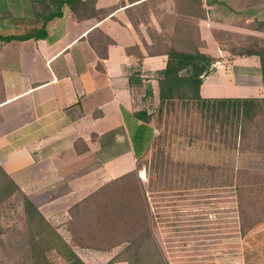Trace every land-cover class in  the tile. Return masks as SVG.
Wrapping results in <instances>:
<instances>
[{
    "label": "crops",
    "instance_id": "1",
    "mask_svg": "<svg viewBox=\"0 0 264 264\" xmlns=\"http://www.w3.org/2000/svg\"><path fill=\"white\" fill-rule=\"evenodd\" d=\"M142 1L150 0H94L92 14L83 18L64 5L48 21L46 38L0 40V165L85 264H107L126 244L101 250L76 243V206L136 168L123 109L150 114L160 102L168 55L150 54L152 36L130 19ZM174 1L191 10L182 15L194 26V47L216 59L201 95L264 97L258 56L264 0ZM11 3L0 0V7L8 10ZM7 16L2 35H21L30 26L16 29ZM149 18L161 33L152 11ZM212 77L240 93L218 90L207 82ZM124 155L133 157L132 165Z\"/></svg>",
    "mask_w": 264,
    "mask_h": 264
},
{
    "label": "rangeland",
    "instance_id": "2",
    "mask_svg": "<svg viewBox=\"0 0 264 264\" xmlns=\"http://www.w3.org/2000/svg\"><path fill=\"white\" fill-rule=\"evenodd\" d=\"M11 1L8 10L0 7V23L7 14L16 29L28 26L39 4L33 0ZM186 7H178L174 0H150L131 17L135 25L154 37L157 46L190 50L192 34L188 31L192 32L194 26L182 15L191 12ZM151 11L163 29L161 33L150 21ZM214 78L207 82L213 81L218 90L240 93L222 82L221 88ZM157 108L151 105L158 137L141 161V169L129 180L104 186L100 195L76 208L78 239L92 243L91 236H100L94 224L97 213L129 207L133 195L146 189L147 225L158 237L168 264H264V143L247 139L235 145L224 137L216 138L210 118L202 117L206 115L192 103L177 102L162 115ZM219 131L217 124L215 132ZM125 140L121 135L122 151L128 149ZM122 157L126 165L133 164V157ZM139 178L146 184L141 185ZM135 204L142 206L143 201L136 197ZM243 224L248 227L245 232ZM104 225L103 230L113 236L111 228L129 229L132 224L117 218L112 223L104 221ZM40 230L47 233L43 227ZM38 231L27 219L21 196L3 199L0 264H33L25 254L30 235ZM44 255L45 264H64L55 251H44Z\"/></svg>",
    "mask_w": 264,
    "mask_h": 264
},
{
    "label": "trees",
    "instance_id": "3",
    "mask_svg": "<svg viewBox=\"0 0 264 264\" xmlns=\"http://www.w3.org/2000/svg\"><path fill=\"white\" fill-rule=\"evenodd\" d=\"M38 10L34 12V19L30 21V26L21 35H2L1 41L25 40L29 38H46V26L48 21L58 17L62 13V6L68 5L78 18L90 16L94 0H38ZM147 6L146 2L136 5V9ZM133 13H130L132 19ZM194 29V28H193ZM193 31V30H191ZM193 35L192 32H189ZM192 35L190 37L192 41ZM152 36V35H151ZM154 44L148 47L150 54L163 52L168 55L166 67L160 72L159 95L160 102L157 112L162 115L165 110L175 105L177 102L192 103L196 109L211 120L210 128L217 137H224L225 140L234 143H244L247 139H254L264 143V97H203L200 88L204 77L211 72V67L216 59L211 55L200 52L196 46L193 49H182L176 46H157L152 36ZM105 44L111 39H105ZM107 54L105 53V56ZM260 58V72L264 85V50L258 52ZM124 120L132 140L136 168L119 178L104 185L119 184L124 180H129L132 175L141 169V161L148 154L155 143L158 134L154 125V113L147 111H136L129 113L123 109ZM162 117V116H160ZM220 125V131L215 132L216 125ZM241 172V171H239ZM140 179L141 185L144 184ZM100 188L96 193L88 197L84 202L100 195L105 187ZM15 194L21 196L23 206L29 223L39 229L38 232L30 235V245L26 249V257L33 264H45L47 262L44 251H55L63 260L64 264H85L84 261L74 251L73 247L56 231V229L46 221L33 201L18 187L12 178L0 165V202L3 199L11 198ZM136 195V194H135ZM127 206L113 208L106 212L99 211L96 215L95 226L100 236L93 235L89 240L92 243L81 242L77 234L74 235L76 243L87 245L96 249H110L118 244H126L124 249L107 264H115L117 261H127L129 264H168L164 249L156 236L154 230L147 225L150 215L147 190L143 189ZM136 197L143 201L142 206L135 204ZM80 205L76 206L79 207ZM107 209V207H105ZM120 219L123 223L131 221V227L111 228L113 236L103 230L104 221L112 223L114 219ZM78 222V219H76ZM256 222H253V225ZM45 228L46 234L40 230ZM243 231L248 227L243 224ZM102 234V235H101ZM40 243V247L38 245Z\"/></svg>",
    "mask_w": 264,
    "mask_h": 264
},
{
    "label": "bare ground",
    "instance_id": "4",
    "mask_svg": "<svg viewBox=\"0 0 264 264\" xmlns=\"http://www.w3.org/2000/svg\"><path fill=\"white\" fill-rule=\"evenodd\" d=\"M143 174H144V172H143Z\"/></svg>",
    "mask_w": 264,
    "mask_h": 264
}]
</instances>
